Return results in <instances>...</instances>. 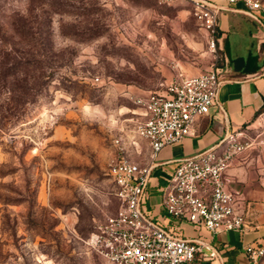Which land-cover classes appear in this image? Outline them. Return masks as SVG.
Listing matches in <instances>:
<instances>
[{"label": "rangeland", "instance_id": "1", "mask_svg": "<svg viewBox=\"0 0 264 264\" xmlns=\"http://www.w3.org/2000/svg\"><path fill=\"white\" fill-rule=\"evenodd\" d=\"M224 57L191 0H0V264H109L86 239L120 204L134 97Z\"/></svg>", "mask_w": 264, "mask_h": 264}, {"label": "built area", "instance_id": "2", "mask_svg": "<svg viewBox=\"0 0 264 264\" xmlns=\"http://www.w3.org/2000/svg\"><path fill=\"white\" fill-rule=\"evenodd\" d=\"M194 13L208 33V45L216 58L220 44V13L223 9L212 0H191ZM242 1L245 14L260 22L264 29V1ZM224 59L228 60L227 56ZM94 82L102 80L100 75ZM224 77L216 66L198 74L180 73L162 89L150 90L134 97L142 108L136 124V135L148 140L151 161L141 163L130 153L124 137L114 141L118 153L109 166L120 204L115 212L98 220L86 243L109 264H194L210 261L222 264L218 246L204 238L183 236L159 222L145 206L152 168L167 145L193 134V124L208 114L213 105L222 108L219 91ZM220 142L222 152L214 147L176 161L170 178L163 187L162 204L177 220H187L211 233L223 230L245 232L250 221L239 209L241 193L227 187L226 171L234 157L254 143L244 131H227ZM251 264H263L264 240L245 245Z\"/></svg>", "mask_w": 264, "mask_h": 264}, {"label": "crops", "instance_id": "3", "mask_svg": "<svg viewBox=\"0 0 264 264\" xmlns=\"http://www.w3.org/2000/svg\"><path fill=\"white\" fill-rule=\"evenodd\" d=\"M212 1L223 8L220 13V44L228 58L225 66L221 67L224 80L219 101L222 108L213 105L208 114L195 120L193 134L161 150L152 168L145 206L159 222L183 236L211 240L221 251L222 264H251L245 245L264 240V29L260 22L241 10L244 7L242 1ZM234 29L238 33L231 39ZM239 55L251 56V65H258V69L249 72L234 69L230 58ZM202 71L188 73L178 66L173 75L160 80L155 89L164 88L180 73L193 75ZM227 131H244L248 137L255 139L251 147L234 157L226 171L227 187L241 193L239 209L249 219L250 226L245 232L223 230L213 234L205 227H197L187 220H177L169 215L162 204L163 187L177 159L210 147L222 152L224 144L220 139ZM134 136L137 138L133 140L130 153L141 163L150 162L148 140L136 134ZM139 139L146 145L144 153L139 148ZM199 261L194 264H211L210 261Z\"/></svg>", "mask_w": 264, "mask_h": 264}, {"label": "trees", "instance_id": "4", "mask_svg": "<svg viewBox=\"0 0 264 264\" xmlns=\"http://www.w3.org/2000/svg\"><path fill=\"white\" fill-rule=\"evenodd\" d=\"M251 56H234L230 58L231 65L234 69L241 72H249L258 69V65H251Z\"/></svg>", "mask_w": 264, "mask_h": 264}]
</instances>
